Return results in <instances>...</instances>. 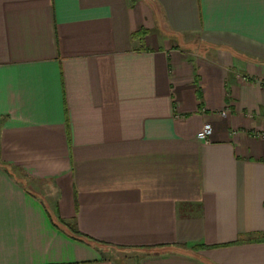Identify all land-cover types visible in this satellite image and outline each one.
Instances as JSON below:
<instances>
[{
    "label": "crops",
    "instance_id": "1",
    "mask_svg": "<svg viewBox=\"0 0 264 264\" xmlns=\"http://www.w3.org/2000/svg\"><path fill=\"white\" fill-rule=\"evenodd\" d=\"M0 264H264V0H0Z\"/></svg>",
    "mask_w": 264,
    "mask_h": 264
},
{
    "label": "built area",
    "instance_id": "2",
    "mask_svg": "<svg viewBox=\"0 0 264 264\" xmlns=\"http://www.w3.org/2000/svg\"><path fill=\"white\" fill-rule=\"evenodd\" d=\"M243 80L248 82L247 78H243ZM212 136H213V127L211 124H205L197 135L198 139L206 144H209L211 142Z\"/></svg>",
    "mask_w": 264,
    "mask_h": 264
},
{
    "label": "rangeland",
    "instance_id": "3",
    "mask_svg": "<svg viewBox=\"0 0 264 264\" xmlns=\"http://www.w3.org/2000/svg\"><path fill=\"white\" fill-rule=\"evenodd\" d=\"M106 253L107 255H112L113 257H119L121 255H124L123 251L122 250H119V249H115V248H112V247H109V248H106ZM132 252H128V254L134 256L135 254H131ZM127 255V254H126Z\"/></svg>",
    "mask_w": 264,
    "mask_h": 264
}]
</instances>
